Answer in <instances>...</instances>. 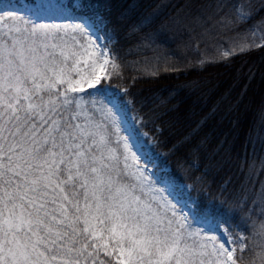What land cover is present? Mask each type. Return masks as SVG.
I'll list each match as a JSON object with an SVG mask.
<instances>
[{
	"label": "snow or ice",
	"instance_id": "1",
	"mask_svg": "<svg viewBox=\"0 0 264 264\" xmlns=\"http://www.w3.org/2000/svg\"><path fill=\"white\" fill-rule=\"evenodd\" d=\"M158 8L0 0V264H238L245 238L230 221L264 206V188L241 183L209 198L200 122L161 141L156 120L174 110L169 100L152 101L145 119L144 103L137 110L111 81L121 40L154 52L166 29L194 23L208 34L248 20L255 35L264 31V0H218L165 21ZM169 156L175 166L157 171Z\"/></svg>",
	"mask_w": 264,
	"mask_h": 264
},
{
	"label": "trees",
	"instance_id": "2",
	"mask_svg": "<svg viewBox=\"0 0 264 264\" xmlns=\"http://www.w3.org/2000/svg\"><path fill=\"white\" fill-rule=\"evenodd\" d=\"M91 2L101 10L109 6L115 12L125 0ZM141 2L159 5L155 0ZM206 2L170 0L158 8L160 20L165 21L175 14L195 16L197 8ZM189 26L182 27L181 32L189 31ZM191 31L197 36L196 29ZM174 36L173 28L166 29L153 46L154 52H140L121 40L117 45L121 67L116 69L118 75L112 79V85L127 90L126 98L134 102L137 110L144 103L141 114L145 119L151 115L152 101L169 100L167 108L174 110L162 120H156V126L162 129L161 141L174 143L194 122H200L198 139L204 140L202 167L210 165L206 177L211 185L207 190L209 198L223 199L221 191L226 195L241 183L249 192L259 191L264 188V45L224 61L199 65L197 53L189 46L180 49L181 38ZM172 96L175 98L171 99ZM177 119L180 122L170 127ZM143 131L151 135L152 125ZM158 151L166 152L167 149L161 147ZM184 151L186 148L181 146L177 155ZM175 159L169 156L166 163L161 159L159 166L167 165L170 170L175 166ZM185 183L190 186L193 198L200 196L198 191L191 190V180L185 178ZM230 223L238 224L235 232L245 238L243 252L234 253V258H240L238 264H264V231H261L264 206L254 210L250 207Z\"/></svg>",
	"mask_w": 264,
	"mask_h": 264
},
{
	"label": "rangeland",
	"instance_id": "3",
	"mask_svg": "<svg viewBox=\"0 0 264 264\" xmlns=\"http://www.w3.org/2000/svg\"><path fill=\"white\" fill-rule=\"evenodd\" d=\"M155 2L156 4L159 3V7H161L162 5L169 3L170 0H160V2L159 0H155ZM217 2L218 0H207L206 4L211 5ZM228 2L240 5L241 3L249 2V0H228ZM251 2H258V0H251ZM202 5L203 4H201V6ZM224 11H230V9H225ZM213 12H215L214 8H208L206 10V14H212ZM221 15H223V12H221ZM254 23L255 20H248L245 23L239 24L234 31L221 32L219 29H217L216 31L210 32L208 34H203L204 30L194 23L190 24L189 31L187 32H181V29L175 30L174 28L173 31L175 34L174 38L182 39L179 40V48L185 49L189 46L191 50L197 52V61L200 63L199 65H204L206 63L226 60L234 54L253 47H258L259 45L263 44L264 31L257 29L255 35L252 34L251 29ZM192 28L198 31L197 36L191 35ZM228 50L231 51V54L227 57L223 56V52ZM149 167H151V165ZM159 169L160 168H158L157 171H159ZM219 234L220 233L218 232H209L206 235L211 236ZM204 242L209 243V247H211V243L209 241L205 240Z\"/></svg>",
	"mask_w": 264,
	"mask_h": 264
}]
</instances>
